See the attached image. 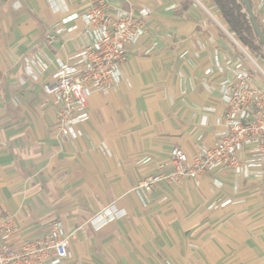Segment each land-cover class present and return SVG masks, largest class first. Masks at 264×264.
I'll list each match as a JSON object with an SVG mask.
<instances>
[{"label": "crops", "instance_id": "1", "mask_svg": "<svg viewBox=\"0 0 264 264\" xmlns=\"http://www.w3.org/2000/svg\"><path fill=\"white\" fill-rule=\"evenodd\" d=\"M107 1L147 7L146 33L127 48L118 87L89 96L82 135L70 140L55 130L43 84L83 41L80 18L54 31L84 0H0V215L17 221L9 243L42 240L59 220L74 233L72 258L60 264H264V178L221 170L199 186L161 183L147 206L132 192L159 164L169 166L173 148L192 155L224 129L222 75L204 71L215 55L233 64L240 54L216 6ZM250 1L259 21L258 0ZM34 53L48 67L34 69L37 79L25 72ZM105 208L116 217L93 220Z\"/></svg>", "mask_w": 264, "mask_h": 264}, {"label": "built area", "instance_id": "2", "mask_svg": "<svg viewBox=\"0 0 264 264\" xmlns=\"http://www.w3.org/2000/svg\"><path fill=\"white\" fill-rule=\"evenodd\" d=\"M256 3L255 12L264 35V0ZM150 13L145 6L134 11L112 8L107 0H84L81 13L62 19L54 34L64 30L66 23L80 18L84 23V37L74 54L57 61L43 84L44 94L56 106L54 127L59 135L70 140L79 138L82 134L78 126L89 117V96L105 94L118 87L122 79L120 66L127 48L135 46L145 35V21ZM73 29L75 26L68 28ZM225 32L240 48V59L227 64L215 55L211 67L204 71L209 77L222 75L219 92L224 104V129L212 147L200 145L192 155L173 148L169 166L159 164L154 173L132 188L142 206L148 205L153 189L161 183L174 185L188 181L199 186L202 176L221 170H229L238 178H264V89L256 85L254 69L263 75L264 72L232 34ZM35 68L41 73L48 68L36 53L30 56L25 72L37 79ZM229 202L225 200L221 206ZM115 217L105 208L93 220ZM16 227L14 215H0V264H60L72 258L69 243L74 233L67 232L59 220L49 224V232L42 240H23L18 246H12L9 238Z\"/></svg>", "mask_w": 264, "mask_h": 264}, {"label": "trees", "instance_id": "3", "mask_svg": "<svg viewBox=\"0 0 264 264\" xmlns=\"http://www.w3.org/2000/svg\"><path fill=\"white\" fill-rule=\"evenodd\" d=\"M210 1L216 6L221 20L226 26L228 32L232 34V36L245 50L255 54L264 52V47L261 45L254 33L251 22L241 0ZM255 19L260 27L256 16Z\"/></svg>", "mask_w": 264, "mask_h": 264}, {"label": "rangeland", "instance_id": "4", "mask_svg": "<svg viewBox=\"0 0 264 264\" xmlns=\"http://www.w3.org/2000/svg\"><path fill=\"white\" fill-rule=\"evenodd\" d=\"M209 1H210V0H209ZM201 2H202V3H206L204 0H201ZM240 46H241V45H240ZM234 47H235V50H236L237 54H240V56H241V53H240L241 50H240V48L237 47L236 45H234ZM241 47H242V46H241ZM246 51H247V50H246ZM247 53H248L252 58L255 59V61L257 62V64L260 66V68H261V69L263 70V72H264V52L255 54V53H250V52L247 51ZM254 74H255V76H256V85H257L260 89H264V75H263L261 72L255 70V69H254Z\"/></svg>", "mask_w": 264, "mask_h": 264}, {"label": "water", "instance_id": "5", "mask_svg": "<svg viewBox=\"0 0 264 264\" xmlns=\"http://www.w3.org/2000/svg\"><path fill=\"white\" fill-rule=\"evenodd\" d=\"M244 6V9L247 13V16L251 22L252 28L254 30V33L256 35V37L258 38L259 42L261 43V45L264 47V35L260 29V27L257 24V21L255 19L252 7H251V3L249 0H241Z\"/></svg>", "mask_w": 264, "mask_h": 264}]
</instances>
